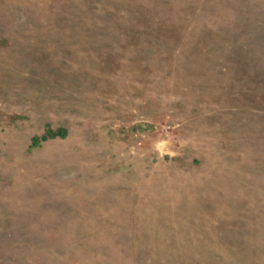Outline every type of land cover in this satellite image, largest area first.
Segmentation results:
<instances>
[{
    "label": "rangeland",
    "instance_id": "obj_1",
    "mask_svg": "<svg viewBox=\"0 0 264 264\" xmlns=\"http://www.w3.org/2000/svg\"><path fill=\"white\" fill-rule=\"evenodd\" d=\"M0 264H264V0H0Z\"/></svg>",
    "mask_w": 264,
    "mask_h": 264
}]
</instances>
